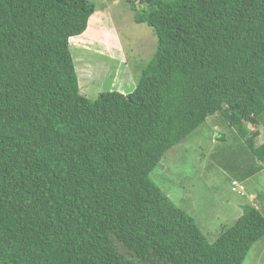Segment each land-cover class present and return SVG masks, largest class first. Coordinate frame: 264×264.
<instances>
[{"label": "trees", "instance_id": "16d2710c", "mask_svg": "<svg viewBox=\"0 0 264 264\" xmlns=\"http://www.w3.org/2000/svg\"><path fill=\"white\" fill-rule=\"evenodd\" d=\"M129 1L156 51L133 91L90 99L70 39L96 4L0 0V264H243L264 237L244 204L210 240L152 178L209 118L225 172L264 163V0Z\"/></svg>", "mask_w": 264, "mask_h": 264}, {"label": "rangeland", "instance_id": "374dc122", "mask_svg": "<svg viewBox=\"0 0 264 264\" xmlns=\"http://www.w3.org/2000/svg\"><path fill=\"white\" fill-rule=\"evenodd\" d=\"M90 1L98 12L95 11L87 31L70 42L80 92L95 99L103 91H133L138 76L156 51L154 30L134 20L129 0ZM133 2L143 6L141 0ZM221 131L230 137L228 127L209 118L197 135L192 134L168 152L167 160L174 164L172 174L152 175L178 206L196 218L210 240L218 237L222 227L239 218L242 205L252 204L264 212V163L255 159L258 170L248 178L241 172H225L212 155L220 147L216 135ZM208 138L213 140L211 144ZM230 139L223 144L230 145ZM243 264H264V237L251 247Z\"/></svg>", "mask_w": 264, "mask_h": 264}, {"label": "crops", "instance_id": "0c3cea01", "mask_svg": "<svg viewBox=\"0 0 264 264\" xmlns=\"http://www.w3.org/2000/svg\"><path fill=\"white\" fill-rule=\"evenodd\" d=\"M97 12H98V11H97ZM97 12H95L94 15H95ZM94 15H93L92 17H94ZM92 17L90 18V20L92 19ZM89 25H90V24H89ZM74 38H75V37H72L71 39H74ZM70 42H71V40H70ZM131 90H132V88H131L129 91H131ZM129 91H128V92H129ZM241 208H242V211H243V207H241ZM240 215H241V214H240Z\"/></svg>", "mask_w": 264, "mask_h": 264}, {"label": "clouds", "instance_id": "9594fccd", "mask_svg": "<svg viewBox=\"0 0 264 264\" xmlns=\"http://www.w3.org/2000/svg\"><path fill=\"white\" fill-rule=\"evenodd\" d=\"M76 38V37H75ZM71 40V39H70ZM234 181H237V182H240L239 180H237V179H233ZM236 188V187H235ZM232 190H234V191H236L237 190V188L236 189H234V187H232ZM243 191L245 190V188H243L242 189Z\"/></svg>", "mask_w": 264, "mask_h": 264}, {"label": "water", "instance_id": "95a60500", "mask_svg": "<svg viewBox=\"0 0 264 264\" xmlns=\"http://www.w3.org/2000/svg\"><path fill=\"white\" fill-rule=\"evenodd\" d=\"M153 0H146L147 3H151Z\"/></svg>", "mask_w": 264, "mask_h": 264}, {"label": "built area", "instance_id": "2783aa9c", "mask_svg": "<svg viewBox=\"0 0 264 264\" xmlns=\"http://www.w3.org/2000/svg\"><path fill=\"white\" fill-rule=\"evenodd\" d=\"M237 181H235V183H236ZM234 189H236L235 187H234ZM243 189V188H242Z\"/></svg>", "mask_w": 264, "mask_h": 264}]
</instances>
